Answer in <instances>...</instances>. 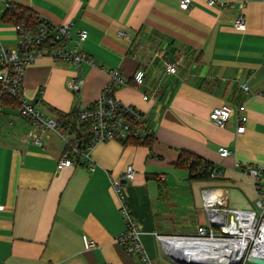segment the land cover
<instances>
[{
  "label": "crops",
  "instance_id": "obj_1",
  "mask_svg": "<svg viewBox=\"0 0 264 264\" xmlns=\"http://www.w3.org/2000/svg\"><path fill=\"white\" fill-rule=\"evenodd\" d=\"M180 1L0 0V40L10 49L20 40L15 24L2 18L10 3L55 23H70L67 47L79 42L82 29L88 31L79 47L94 63L84 61L80 69L71 61L37 58L25 69V99L60 121L57 110L94 103L110 70L120 67L125 82L115 85V95L147 112L152 137L150 144L100 141L90 159L59 168L67 147L63 136L44 131L17 105L2 102L1 95L0 263L138 264L139 256L118 241L127 226L111 182L123 180L130 163L136 177L123 182V195L154 264H179L161 235H194L208 225L206 189L225 192L231 208L260 210L248 168H263L259 185L264 189V0L214 5L192 0L188 9ZM240 15L242 29L234 26ZM71 37L78 38L75 44ZM169 62L177 63L176 72H168ZM137 69L145 71L140 85L133 80ZM76 74L84 83L74 91L69 81ZM224 103L233 111L221 127L211 112ZM240 114L248 117L241 133ZM220 146L231 154L223 156ZM181 149L213 161L220 174L191 178L189 169L175 164ZM85 234L94 243L89 248ZM171 248L177 254V247Z\"/></svg>",
  "mask_w": 264,
  "mask_h": 264
},
{
  "label": "built area",
  "instance_id": "obj_2",
  "mask_svg": "<svg viewBox=\"0 0 264 264\" xmlns=\"http://www.w3.org/2000/svg\"><path fill=\"white\" fill-rule=\"evenodd\" d=\"M216 3L217 0H209V4L211 5ZM221 3L224 4V2ZM191 4L192 0L180 1V6L183 9H188ZM38 18L35 22L21 21L15 24L20 39L17 48L10 49L0 40V96L6 93L18 98L21 102L19 108L25 117L41 126L44 131L54 129L63 136L67 147L58 162V167L63 168L78 164L81 161V157L90 159L92 147L100 141L110 139H136L142 142L145 141L150 133L147 112L134 104L122 101L115 95V85L125 82L123 70L120 67L110 70V80L100 97L94 103L79 110L80 121L90 122L93 132V141L85 149L81 148V140L76 133L72 136L69 135L71 132L70 126H64L58 119L46 115L34 102H30L23 97L22 87L25 69L28 64L39 57L50 56L55 59L71 61L80 69L84 61L94 63L90 55L85 51H81L79 47L80 42L88 37L86 29L80 31L78 43L72 47L62 46L59 43L68 39L71 24H58L46 18ZM234 26L238 29L245 27L243 15L235 19ZM167 70L168 72H176L177 63H167ZM144 77L145 71L137 69L133 80L136 85H140L143 84ZM83 83L84 78L76 74L70 79L69 87L77 91ZM243 86L248 90L246 84H243ZM244 108L243 104L239 107L240 110ZM232 111L233 108L229 104L224 103L212 110L211 118L216 125L224 127L227 125ZM247 119L246 115H239L237 132L241 133L246 130L245 123ZM38 142L41 141L38 140ZM219 151L223 156L231 154V150L226 146H220ZM89 162L93 169L92 162ZM220 172L221 170L216 166L212 172V177H216ZM248 172L256 180L258 189L256 203L260 209L259 211L231 208L226 203L227 196L225 192H218L216 189H206L204 191V208L209 216L208 225L199 226L198 233L194 235L172 236L188 241L200 240L209 242V240L225 239L242 242L243 250H241L238 263L244 259L251 260L253 257L264 258V189L259 185L263 168L250 166ZM135 177L136 169L130 163L126 166L124 179L132 181ZM111 182L120 199V209L127 226L125 232L118 238V241L124 245L128 253L139 256L138 264H154L142 242L141 230L132 217L129 206L125 203L122 179L116 178ZM215 226H219L220 230L218 232L215 231ZM84 241L88 248L94 244L87 234L84 235ZM230 245L231 242H227L226 248H222V251H230L232 249L228 248ZM106 264L115 263L109 261Z\"/></svg>",
  "mask_w": 264,
  "mask_h": 264
},
{
  "label": "trees",
  "instance_id": "obj_3",
  "mask_svg": "<svg viewBox=\"0 0 264 264\" xmlns=\"http://www.w3.org/2000/svg\"><path fill=\"white\" fill-rule=\"evenodd\" d=\"M39 16L35 13V11L31 10L28 7L22 6L17 3H10L7 9L3 12L2 18L6 22H13L14 24L19 23L21 21L26 22H35L38 20ZM66 40L61 41L59 44L62 46H66ZM10 102L17 107H20L21 102L18 98L9 95L3 94L2 102ZM60 114V122L64 126H70L71 132H74L78 135L81 140V148L85 149L88 145H90L93 141V132L91 129L90 122L80 121L79 119V110L77 111H69L63 112L62 110H57ZM132 140L135 143L142 142L136 139H128ZM152 137L148 136L145 141L142 143L150 144ZM82 158V157H81ZM80 158V160H81ZM176 166L187 168L190 171V177L197 180H206L212 179V172L214 171L216 164L205 158L204 156L192 152L187 149H181L180 155L175 162Z\"/></svg>",
  "mask_w": 264,
  "mask_h": 264
},
{
  "label": "bare ground",
  "instance_id": "obj_4",
  "mask_svg": "<svg viewBox=\"0 0 264 264\" xmlns=\"http://www.w3.org/2000/svg\"><path fill=\"white\" fill-rule=\"evenodd\" d=\"M176 241H179L181 249L186 247V249L188 248L192 254H196V257L205 261L210 260L212 264H225L231 261H236L241 254V250H243L242 242L240 243L238 241L225 239L209 240V242L200 240L183 242V239L178 238ZM227 242H231V245L228 248L232 249L230 251H222V248H226Z\"/></svg>",
  "mask_w": 264,
  "mask_h": 264
},
{
  "label": "water",
  "instance_id": "obj_5",
  "mask_svg": "<svg viewBox=\"0 0 264 264\" xmlns=\"http://www.w3.org/2000/svg\"><path fill=\"white\" fill-rule=\"evenodd\" d=\"M126 179H123L122 182H126ZM176 239L173 236H169V235H163L162 239H161V243L164 245L165 248H167L168 250H170V252H168L169 256H171L175 261H177L179 264H212V262L210 260L205 261V260H201L199 257H196V254H192L190 252V250L186 247L181 249V246L179 244V241H176ZM179 239H183V238H179ZM183 242H187L188 240L183 239ZM175 242V243H174ZM172 246L177 247V254H174L172 252V250H175L173 248H171ZM180 246V248H179ZM196 249V248H195ZM251 261L258 263V264H264V258L261 257H253L251 258ZM238 260L236 261H231L229 263H225V264H237Z\"/></svg>",
  "mask_w": 264,
  "mask_h": 264
},
{
  "label": "rangeland",
  "instance_id": "obj_6",
  "mask_svg": "<svg viewBox=\"0 0 264 264\" xmlns=\"http://www.w3.org/2000/svg\"><path fill=\"white\" fill-rule=\"evenodd\" d=\"M71 39H72V42L74 43L75 42V40H77L78 38H76V37H71ZM72 43V44H73ZM75 44V43H74ZM73 46V45H72ZM71 46V47H72ZM70 47V46H69ZM220 230V228H219V226H215V231L216 232H218ZM160 248H161V245L159 246ZM250 260V259H249ZM246 261H248V260H243L242 262H240V263H237V264H245L246 263ZM254 264H255V262H254ZM256 264H258V263H256Z\"/></svg>",
  "mask_w": 264,
  "mask_h": 264
}]
</instances>
